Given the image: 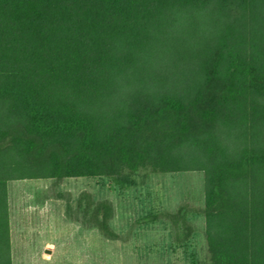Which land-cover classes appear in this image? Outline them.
Masks as SVG:
<instances>
[{"label":"trees","instance_id":"16d2710c","mask_svg":"<svg viewBox=\"0 0 264 264\" xmlns=\"http://www.w3.org/2000/svg\"><path fill=\"white\" fill-rule=\"evenodd\" d=\"M140 171L203 173L209 264H264V0H0V264L8 182Z\"/></svg>","mask_w":264,"mask_h":264},{"label":"rangeland","instance_id":"374dc122","mask_svg":"<svg viewBox=\"0 0 264 264\" xmlns=\"http://www.w3.org/2000/svg\"><path fill=\"white\" fill-rule=\"evenodd\" d=\"M26 182L11 183L14 226L26 201L29 210L31 202L43 203L66 217L65 226L78 228L60 234L47 247L49 254L30 252L31 257L53 253L49 264H209L201 172L140 171L128 176L127 186L105 177ZM104 219L112 233L102 230ZM27 249L29 254L31 244Z\"/></svg>","mask_w":264,"mask_h":264},{"label":"crops","instance_id":"0c3cea01","mask_svg":"<svg viewBox=\"0 0 264 264\" xmlns=\"http://www.w3.org/2000/svg\"><path fill=\"white\" fill-rule=\"evenodd\" d=\"M45 180V179H34ZM27 180H16L7 183V201L9 214V243H10V262L11 264H49L50 258L31 257L32 254L42 251L49 254L47 249L49 245H53V241L57 240L61 235L75 234L77 226H65L64 220L66 217L60 216L52 209H47L45 204L31 202V208L28 209L27 202L23 201L18 209V226H14L12 214V193L11 183H27ZM34 192V191H32ZM30 192L25 191L24 197ZM29 220V222H28ZM62 225H60V221ZM103 230V229H102ZM104 231V230H103ZM106 233H112L108 227ZM28 244H31V249L28 252ZM30 247V246H29Z\"/></svg>","mask_w":264,"mask_h":264}]
</instances>
